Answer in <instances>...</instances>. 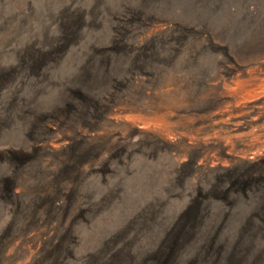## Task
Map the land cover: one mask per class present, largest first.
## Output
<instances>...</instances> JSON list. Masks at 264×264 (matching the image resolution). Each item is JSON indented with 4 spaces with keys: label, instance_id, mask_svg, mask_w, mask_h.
Segmentation results:
<instances>
[{
    "label": "rangeland",
    "instance_id": "obj_1",
    "mask_svg": "<svg viewBox=\"0 0 264 264\" xmlns=\"http://www.w3.org/2000/svg\"><path fill=\"white\" fill-rule=\"evenodd\" d=\"M249 1L0 0V264H151L192 207L199 227L173 264L229 252L264 264V156L239 145L232 163L199 173L204 152L188 145L218 156L214 137L264 142V96L247 82L264 53L240 54L264 0L253 19ZM146 19L176 25L131 49ZM72 21L79 31L64 38ZM109 111L129 123L105 122ZM58 139L67 146L43 148Z\"/></svg>",
    "mask_w": 264,
    "mask_h": 264
},
{
    "label": "bare ground",
    "instance_id": "obj_2",
    "mask_svg": "<svg viewBox=\"0 0 264 264\" xmlns=\"http://www.w3.org/2000/svg\"><path fill=\"white\" fill-rule=\"evenodd\" d=\"M141 1V0H140ZM258 1V0H256ZM250 3L247 4V14H248V17H251L252 19L255 17V13L258 12V7L257 6V2L254 3V0L252 1H249ZM146 3V2H145ZM148 3V2H147ZM143 4V2H142ZM235 4V3H234ZM141 5V4H140ZM154 5V4H153ZM152 5V6H153ZM167 5V4H166ZM128 6V5H127ZM148 6V5H147ZM241 6V5H240ZM243 6V5H242ZM143 7V6H142ZM141 7V8H142ZM154 7V6H153ZM145 8V7H144ZM143 8V9H144ZM154 10V9H153ZM89 11V10H88ZM148 11V10H147ZM152 11V10H151ZM76 13L78 11H75ZM74 12V13H75ZM75 13V14H76ZM140 13V12H139ZM149 13V12H148ZM124 15V14H123ZM138 17V16H137ZM80 19V18H79ZM143 19V18H142ZM91 20V19H90ZM93 20V19H92ZM246 20H249L247 18V16L245 17V22ZM65 22V21H64ZM243 22V21H242ZM258 25L256 27V29H253L252 30H255V33L253 35V41L247 45L245 47H243V49L241 50V55L244 56V55H248L252 52H255V53H264V18L260 19V21H258ZM66 23V22H65ZM201 23V22H200ZM62 25V24H61ZM176 23L172 22V21H163L162 19H155V20H150V19H146L145 21H143L142 23H140V31H137L136 34H137V40L134 39V46L133 48L131 49H134V50H140L144 47V45L146 44H149V42L159 38L163 33L167 32V31H170L173 26H175ZM180 26V25H179ZM80 27V24L77 22V21H72V22H69L66 24V26H64L62 32H65V36L64 38H69V37H75V33L76 31L79 29ZM86 27V26H85ZM177 27V26H176ZM81 29V28H80ZM86 29V28H85ZM190 29V28H189ZM79 31V30H78ZM136 31V30H135ZM134 31V32H135ZM195 31V30H194ZM221 31V30H220ZM81 32V31H80ZM79 33V32H78ZM202 33V32H201ZM224 35V34H223ZM163 36V35H162ZM220 36V35H219ZM225 36V35H224ZM58 38V37H57ZM223 38V37H222ZM225 38V37H224ZM70 39V38H69ZM76 39V38H75ZM248 39V38H247ZM65 40V39H64ZM247 41V40H246ZM62 44V43H61ZM245 44V43H244ZM66 47V46H65ZM241 49V48H239ZM60 51V50H59ZM93 51V50H92ZM34 53V52H33ZM18 54V53H17ZM95 54V53H94ZM258 54V55H260ZM61 55V54H60ZM190 55V54H189ZM264 56V55H263ZM188 57V56H187ZM28 58V57H27ZM98 58V57H97ZM30 59V58H29ZM36 59V58H35ZM31 60V59H30ZM49 61V59H47ZM114 60V59H113ZM29 61V60H28ZM47 61V62H48ZM94 62V60H93ZM100 62V61H99ZM95 63V62H94ZM97 63V62H96ZM58 64V63H57ZM92 64V63H91ZM38 65V64H37ZM90 65V64H89ZM98 65V64H96ZM104 65V64H103ZM237 65V64H236ZM33 66V65H32ZM86 66V65H85ZM34 67V66H33ZM87 67V66H86ZM111 67V66H110ZM109 67V69H110ZM240 67V66H239ZM89 68V67H88ZM92 68V67H91ZM97 68H100V67H97ZM243 68V67H242ZM101 69V68H100ZM100 69H98L99 71H101ZM103 69V68H102ZM82 70V69H81ZM97 71V69H95ZM94 70V71H95ZM31 71V69H30ZM84 71V70H83ZM103 72V71H102ZM105 72V71H104ZM101 73V72H100ZM106 73V72H105ZM110 73V72H109ZM250 73V72H249ZM34 74V73H33ZM186 74V73H185ZM255 74L256 76L253 78L252 77V80L250 81H247L248 83H252V87H254L255 89V92H257L259 95H263L264 96V62H261V63H258L257 64V68H256V71H255ZM102 75V74H101ZM106 75V74H105ZM103 77V76H102ZM102 77L100 79H102ZM108 77V76H107ZM106 77V78H107ZM37 79V78H36ZM111 79V77H110ZM84 80V79H83ZM88 80V79H86ZM97 79H95L96 81ZM109 80V79H108ZM75 81V80H74ZM91 81V80H90ZM89 81V82H90ZM93 81V80H92ZM100 81V80H99ZM105 81V80H104ZM103 81V82H104ZM107 81V80H106ZM68 82V81H67ZM108 82V81H107ZM73 83V82H72ZM81 83V82H80ZM84 83V82H83ZM96 83V82H95ZM111 83V82H110ZM90 84V83H89ZM100 85V84H99ZM81 86V85H80ZM98 87V86H97ZM96 87V88H97ZM214 87H216L215 89H217L218 91L219 90H224L225 87H220V84H217L215 85ZM81 88V87H80ZM213 89V88H212ZM73 90V89H72ZM91 90V89H90ZM71 91V90H70ZM76 91V90H75ZM195 92V91H194ZM213 92V91H212ZM86 93V92H85ZM148 94V93H147ZM86 95V94H85ZM46 96V95H45ZM139 98V97H138ZM147 98V97H146ZM133 100H135L134 98H132ZM77 100V99H76ZM86 100V99H85ZM84 100V101H85ZM72 101V100H71ZM84 101H81V102H84ZM132 102V101H131ZM130 102V103H131ZM78 103V101H77ZM85 103V102H84ZM70 104V103H69ZM79 104V103H78ZM83 104V103H82ZM90 105V104H89ZM65 106V105H64ZM83 106V105H82ZM67 110V109H66ZM82 110V109H81ZM84 110V109H83ZM184 110V109H183ZM88 111V110H87ZM83 112V111H82ZM127 112V111H126ZM68 113V112H67ZM78 113V112H77ZM73 114V113H72ZM60 115V114H59ZM75 115V114H74ZM74 115H71L72 117ZM104 116L103 119L105 120V122H108L109 124H112L114 126H126L128 123H129V117L127 115L124 114V111L121 112V113H113L112 114V117H111V111L105 113L104 112ZM61 116V115H60ZM59 116V117H60ZM67 116V115H66ZM244 116V115H243ZM70 118V116H69ZM75 118L77 119V117L75 116ZM74 118V119H75ZM89 118V117H88ZM207 118V117H206ZM35 119V118H34ZM87 118H85V121H86ZM90 119V118H89ZM225 119V118H224ZM238 119V118H237ZM257 119V118H256ZM232 120V119H231ZM64 118L63 119H60L57 121V126H61V125H65L64 123ZM74 121V120H73ZM82 121V120H81ZM204 121V120H203ZM69 122V121H68ZM79 122V121H78ZM142 122V121H141ZM70 123V122H69ZM77 123V121H76ZM71 124V123H70ZM91 121L89 120L86 124L87 126V129L88 127L90 128L91 127ZM239 124V123H238ZM80 125V124H79ZM83 125V124H82ZM81 125V126H82ZM228 125V124H227ZM248 125V124H246ZM81 126H78V127H75L73 132L74 133V136L76 139H82L86 134L85 132L83 131L82 127ZM113 126V127H114ZM138 127V126H137ZM228 127V126H227ZM232 127V126H231ZM242 127H243V124L241 125H235L234 126V132H237V131H241L242 130ZM99 128V127H98ZM143 127H138V134L140 135L139 137L144 139V135H142V131H143ZM87 131V130H86ZM231 131V130H230ZM88 132V131H87ZM145 132V131H144ZM246 133H244L245 135ZM227 135V134H225ZM231 135V133H230ZM228 135V136H230ZM251 135V134H250ZM257 135V134H256ZM259 135V134H258ZM87 136V135H86ZM213 136V135H212ZM216 136V135H215ZM239 136V135H237ZM243 136V135H242ZM249 136V134L247 135ZM260 136V135H259ZM233 137V135H232ZM235 137V136H234ZM262 137V136H260ZM243 138V137H242ZM247 138V137H246ZM148 139L150 140H156V142H163L164 141H168L169 143L170 142H181L183 144H186V140L184 137L182 136H179V137H176L174 139H168V138H158V136H151V137H148ZM223 139V138H222ZM228 139V138H227ZM230 139V138H229ZM234 139V138H233ZM236 139V138H235ZM192 142V144L188 143V145H193L195 146L197 149L200 148V151L203 150L202 152L203 155L200 157L201 160L198 164L195 165V171L199 172L198 170H200L201 172H207L208 170H212L214 168H218V166H222V162L225 161V163L227 162L226 160H228V162L232 163V153L234 151V147L238 146L239 145H242L244 148L247 149L248 152H250V156L252 160H256L258 158H261L262 156H264V142L263 141H257V142H253V143H250L248 142V145H245L243 143L242 140H239V141H236V143H225L223 142L219 137H214L211 139L212 143L211 144L212 146H215L218 148V153L219 155L218 156H211L210 154L207 153L209 147L207 146V141L202 142L196 138V139H190ZM210 140V139H209ZM248 140V138H247ZM258 140V139H257ZM61 140L58 139V141H56V143H46L43 145V148L46 149V150H51L53 152H56V151H59V149L67 146L65 143H59ZM149 141V140H148ZM147 141V142H148ZM242 141V142H240ZM65 142V141H64ZM231 142V140H230ZM233 142V141H232ZM252 142V141H251ZM154 143V142H153ZM152 143V144H153ZM209 143V142H208ZM247 143V142H246ZM159 144V143H158ZM161 144V145H162ZM172 144V143H171ZM182 144V145H183ZM179 146V145H178ZM192 146V147H193ZM39 147V146H37ZM185 147H188L187 145ZM191 147V148H192ZM179 148V147H178ZM184 148V147H183ZM182 148V149H183ZM190 148V149H191ZM213 148V147H212ZM187 149V148H186ZM211 149V148H210ZM181 150V149H180ZM184 150V149H183ZM196 150V149H195ZM241 151V150H239ZM179 152V151H178ZM184 151H182L181 153H183ZM197 152V151H196ZM215 152V151H214ZM188 153V152H187ZM244 153V152H243ZM234 155V153H233ZM246 155V153H245ZM242 156V154H241ZM240 156V157H241ZM186 158V157H185ZM243 158L246 159V156ZM184 159V158H183ZM235 159V157H234ZM69 160V159H68ZM68 162V161H67ZM224 163V162H223ZM226 165V164H225ZM63 166V165H62ZM247 169V168H246ZM22 171V170H20ZM19 171V172H20ZM200 173V172H199ZM56 175V174H55ZM203 175V174H202ZM207 175V174H206ZM200 176V174H199ZM71 183V182H70ZM53 185V184H52ZM50 191V190H49ZM58 192V191H57ZM52 193V192H51ZM41 198V197H40ZM259 198V197H258ZM262 202V201H261ZM51 206V205H50ZM56 207V206H55ZM59 207V206H58ZM55 209V208H54ZM205 209V208H204ZM188 210V209H187ZM257 210V209H256ZM56 211V210H55ZM200 210L198 209V207H192L190 208L188 211L185 212V214L181 217L180 219V223L178 225V228L172 233V236L166 240L162 246L160 247V250H159V256H156V258L152 261L151 264H173L172 262L174 261V257L177 255H181V253L185 252L186 249L190 246L191 247V244L192 242L188 239L189 236L194 232L196 231V229L199 227V224L197 226L194 225L193 222H189L190 219H195L196 218V215L197 213L199 212ZM45 212V210H44ZM42 213V212H41ZM193 216V217H192ZM243 216V215H242ZM43 217V216H41ZM40 217V218H41ZM192 217V218H191ZM245 217V216H244ZM43 219V218H42ZM241 219V218H240ZM40 225V224H39ZM171 227V226H170ZM54 228V227H53ZM176 228V227H175ZM171 229V228H170ZM35 230V229H34ZM51 230V229H50ZM49 230V231H50ZM53 232V231H52ZM170 233V232H169ZM240 235V234H239ZM246 237V236H245ZM187 238V239H186ZM31 239V238H29ZM259 240H260V244H264V232L260 235L259 237ZM28 241V240H27ZM237 241V240H236ZM246 242V241H245ZM34 243V242H33ZM241 243V242H240ZM258 243V242H257ZM40 244V243H39ZM208 245V243H207ZM231 245V244H230ZM234 246V245H233ZM238 246V245H237ZM252 246V245H251ZM257 246V245H256ZM259 246V244H258ZM39 247V246H38ZM176 248L179 250V252H176ZM226 248V247H225ZM244 250V249H243ZM33 251V250H32ZM176 253H175V252ZM35 255V254H34ZM227 257H225L223 259V261L220 263V264H261V257H259L258 255L254 256V257H245L243 256L242 254H235L233 255L232 253H228L226 255ZM33 257V256H32ZM35 258V256H34ZM37 258V257H36ZM113 258V256H112ZM191 259V258H190ZM36 259H34L35 261ZM195 262H199L201 264L203 263H206V264H216V257H214L211 261H206L204 260V258H200L199 260L197 259ZM194 262V259L192 258L191 261H190V264H195ZM110 264V263H109Z\"/></svg>",
    "mask_w": 264,
    "mask_h": 264
}]
</instances>
